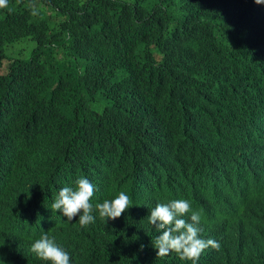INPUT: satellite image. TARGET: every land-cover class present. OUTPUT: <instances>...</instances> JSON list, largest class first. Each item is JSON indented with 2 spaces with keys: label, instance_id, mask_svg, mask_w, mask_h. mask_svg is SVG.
<instances>
[{
  "label": "trees",
  "instance_id": "16d2710c",
  "mask_svg": "<svg viewBox=\"0 0 264 264\" xmlns=\"http://www.w3.org/2000/svg\"><path fill=\"white\" fill-rule=\"evenodd\" d=\"M33 1L0 17V67L6 45L33 42L0 73V264H51L31 251L45 232L71 264H192L153 246L150 210L175 199L201 214V238L218 234L197 264H264V198L246 196L264 194L258 49L221 55L179 0ZM172 20L194 58L163 37ZM81 177L96 186L87 227L51 209ZM121 191L133 205L101 218Z\"/></svg>",
  "mask_w": 264,
  "mask_h": 264
},
{
  "label": "clouds",
  "instance_id": "9594fccd",
  "mask_svg": "<svg viewBox=\"0 0 264 264\" xmlns=\"http://www.w3.org/2000/svg\"><path fill=\"white\" fill-rule=\"evenodd\" d=\"M30 3L33 7L36 2ZM187 13V23L193 29L202 31L211 36L219 35L221 40L216 47L218 52L226 57L233 56L245 42L253 44L260 52L261 68L264 71V0H179ZM43 2V1H42ZM8 0H0V17L9 15ZM29 5V4H28ZM46 6V5H45ZM47 7V6H46ZM181 25L172 20L167 26V32L163 37L170 36L166 41L175 43L174 46L184 51L183 58L196 55V50L191 39L181 35ZM180 36L182 39H180ZM20 45H13L20 42ZM17 42L8 44L4 48V57L0 73L7 75L10 64L17 58H24L28 52L27 45L32 42V38H23ZM188 42V43H187ZM5 42H0V50ZM33 43V42H32ZM17 46H20L16 49ZM8 47V48H7ZM17 50L15 52L14 50ZM158 55V54H157ZM159 57V55H158ZM4 64H7L6 73L2 72ZM260 77V76H259ZM261 83L264 85V73L261 74ZM264 141V135L250 142V145ZM258 160V157H254ZM75 189L63 187L51 205L52 210H60L68 222L79 217L81 227H87L95 222L93 216V204L91 198L94 196L96 186L89 179L81 177L75 181ZM254 188L264 190V178L258 181L253 180ZM252 185H248L251 188ZM262 194V193H260ZM258 194L246 193L252 198H264ZM131 198L121 191L113 199H105L103 203H97L95 209L98 210L101 218L117 219L122 213L132 206ZM190 215L189 222L183 219L185 215ZM149 223L154 226L159 235L156 236L153 246L157 249L156 256L164 257L171 252L179 255L181 260H189L192 264H197L200 255L208 247L219 249L220 245L212 238L218 234L212 232L210 238H201L200 228L201 214L192 209L190 201L186 199H175L168 202H158L150 210L148 216ZM143 248V245H141ZM31 251L41 260L50 261L51 264H71V259L63 248L55 243L54 238H50L47 232L43 233L31 245Z\"/></svg>",
  "mask_w": 264,
  "mask_h": 264
},
{
  "label": "rangeland",
  "instance_id": "374dc122",
  "mask_svg": "<svg viewBox=\"0 0 264 264\" xmlns=\"http://www.w3.org/2000/svg\"><path fill=\"white\" fill-rule=\"evenodd\" d=\"M21 42H22V41L17 42V43H15V44H13V45H20ZM19 47H20V46H17L16 49L19 48ZM7 48H8V47H7ZM16 49L14 50L15 52H17ZM6 67H7V64H6V65L4 64V66H3V68H2V72H3V73H6V69H7Z\"/></svg>",
  "mask_w": 264,
  "mask_h": 264
},
{
  "label": "bare ground",
  "instance_id": "6f19581e",
  "mask_svg": "<svg viewBox=\"0 0 264 264\" xmlns=\"http://www.w3.org/2000/svg\"><path fill=\"white\" fill-rule=\"evenodd\" d=\"M157 149V148H156ZM153 151V150H152ZM156 151V150H155ZM153 161H155V160H153ZM71 169V168H70ZM70 169H69V171H70ZM163 170V169H162ZM72 171V170H71ZM138 186V185H137ZM53 236V235H52Z\"/></svg>",
  "mask_w": 264,
  "mask_h": 264
}]
</instances>
